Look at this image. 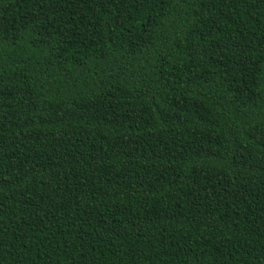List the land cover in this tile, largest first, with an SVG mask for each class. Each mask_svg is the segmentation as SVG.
<instances>
[{
    "label": "trees",
    "instance_id": "16d2710c",
    "mask_svg": "<svg viewBox=\"0 0 264 264\" xmlns=\"http://www.w3.org/2000/svg\"><path fill=\"white\" fill-rule=\"evenodd\" d=\"M0 264H264V0H0Z\"/></svg>",
    "mask_w": 264,
    "mask_h": 264
}]
</instances>
